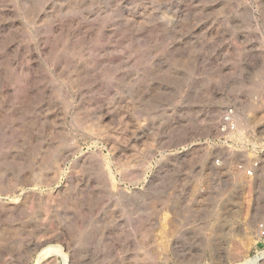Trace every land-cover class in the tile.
<instances>
[{"label":"rangeland","instance_id":"obj_1","mask_svg":"<svg viewBox=\"0 0 264 264\" xmlns=\"http://www.w3.org/2000/svg\"><path fill=\"white\" fill-rule=\"evenodd\" d=\"M252 258L264 0H0V264Z\"/></svg>","mask_w":264,"mask_h":264},{"label":"bare ground","instance_id":"obj_2","mask_svg":"<svg viewBox=\"0 0 264 264\" xmlns=\"http://www.w3.org/2000/svg\"><path fill=\"white\" fill-rule=\"evenodd\" d=\"M25 5V4H24ZM77 33V32H76ZM78 35V34H77ZM61 43V42H60ZM71 46V45H70ZM72 65V63H71ZM43 252V251H42ZM42 254V253H41ZM256 261H255V258L253 259H248L244 264H254Z\"/></svg>","mask_w":264,"mask_h":264}]
</instances>
